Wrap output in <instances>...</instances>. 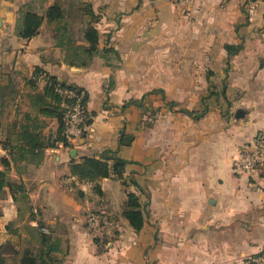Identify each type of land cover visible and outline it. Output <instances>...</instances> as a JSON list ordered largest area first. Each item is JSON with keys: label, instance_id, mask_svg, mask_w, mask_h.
Segmentation results:
<instances>
[{"label": "crops", "instance_id": "1", "mask_svg": "<svg viewBox=\"0 0 264 264\" xmlns=\"http://www.w3.org/2000/svg\"><path fill=\"white\" fill-rule=\"evenodd\" d=\"M37 1L45 14L59 0ZM89 1L100 45L120 54L112 65L100 55L88 66L67 63L46 18L36 35L20 37L17 11L29 0L15 8L0 0V156L35 114L30 95L47 74L87 91L90 121L73 146L47 148L20 174L12 166L29 200L16 202L9 188L1 196L0 252L39 246V226L60 242L54 264H230L264 250V170L234 167L264 130V0ZM228 43L242 48L230 55ZM123 131L134 135L128 145ZM105 151L128 163L124 179L99 180L101 193L71 167ZM128 192L143 205L139 230L123 215ZM94 210L109 218L99 233L87 225Z\"/></svg>", "mask_w": 264, "mask_h": 264}, {"label": "trees", "instance_id": "2", "mask_svg": "<svg viewBox=\"0 0 264 264\" xmlns=\"http://www.w3.org/2000/svg\"><path fill=\"white\" fill-rule=\"evenodd\" d=\"M84 13L89 12L94 16L95 22L98 18L92 3H85L80 7ZM67 10L59 2L56 1L50 5L45 14L32 9H23L16 21V32L22 38H31L36 35L41 28L45 18L49 22L55 23L54 37L56 44L64 49L65 60L71 65L88 66L91 64L95 56L100 55L105 58L108 64L112 65L110 59L112 57L120 58L118 50L111 45H100V33L94 22H90L83 29V37L77 39L74 35L73 29L67 21ZM82 40V41H81ZM230 55L237 53L241 48V44H226ZM40 70V69H39ZM40 73H43L41 70ZM47 83L44 85L43 91H38L30 95L31 105L35 109V114H29L27 122L20 127L17 137L10 138L4 141L8 154L1 157L3 168L0 169V196H2L6 189L9 188L14 200L18 203L28 204L29 194L25 183L22 179H16L12 176V166L16 168L18 174L21 171V164L39 163L44 156L45 150L49 147L57 146L59 142L67 146H73L67 140L65 131V115L67 113V106L63 103L65 99L56 91V83L67 85L70 87H78L73 84L66 83L57 78V76L47 74ZM81 88V87H79ZM165 98L164 91L159 89ZM87 92V91H86ZM88 94L85 98V115L86 103ZM70 100H66V102ZM171 104H176L174 101ZM188 113L193 111L183 108L181 109ZM201 114V113H197ZM41 115L55 118L58 122L57 133L45 131L47 123L41 119ZM89 120H85V124H89ZM48 132V133H47ZM85 131L83 132V135ZM121 144L128 145L132 142L134 135L127 134L123 131ZM110 152V151H109ZM108 151L103 154V159L95 157H85L82 162H75L72 164L71 171L76 174L81 180H89L94 182V187L97 191L102 193L99 180L103 177L113 176L124 179V172L127 159L120 156H110ZM114 159V162L109 160ZM125 185L126 180H123ZM123 215L129 220L130 224L137 230L141 229L144 224L145 214L143 205L138 194L128 192L127 200L125 201V208ZM44 226H39L36 229L38 234V247H26L20 254L18 264H54L59 263L61 258L58 254L60 251V242L53 240L50 232L42 230ZM14 258L15 255H14ZM3 252H0V264L7 263ZM17 260V259H15Z\"/></svg>", "mask_w": 264, "mask_h": 264}, {"label": "built area", "instance_id": "3", "mask_svg": "<svg viewBox=\"0 0 264 264\" xmlns=\"http://www.w3.org/2000/svg\"><path fill=\"white\" fill-rule=\"evenodd\" d=\"M43 78L46 84L47 77ZM55 89L65 99L63 103L68 108L65 115L64 134L67 140L71 142L75 138L81 137L85 131L84 102L87 92L84 88L70 87L60 83H56ZM66 100H70V102H66ZM234 167L250 174L264 170V130H258L252 141L240 149L234 158ZM87 223L93 232L99 233L107 227L109 218L104 210L91 211L87 217ZM42 230L45 232L49 231L46 227H43ZM230 264H264V250L235 259Z\"/></svg>", "mask_w": 264, "mask_h": 264}, {"label": "rangeland", "instance_id": "4", "mask_svg": "<svg viewBox=\"0 0 264 264\" xmlns=\"http://www.w3.org/2000/svg\"><path fill=\"white\" fill-rule=\"evenodd\" d=\"M9 1L13 2V8H15L18 6V4L20 6L22 0H9ZM59 2L67 10V13H66L67 14V21H68L70 27L73 29L75 37L77 39H81L83 37V29L86 27L87 24H90L91 21L94 22L93 21L94 16L91 15L89 12L84 13L83 11L80 10V7L85 3H91V2L89 0H59ZM39 4L40 3L37 0H35V1L29 0V2L23 4L19 8V10L17 11V17L20 15L21 10H23V9H32L35 11L40 10ZM246 18L248 19V16ZM258 55H264V52H260ZM183 61L184 60H179V61H174V62L182 63ZM171 62H173V61H171ZM85 120H86V118H85ZM44 128L46 129L45 131L57 133L58 122L56 121L53 124V122L49 121V123H47V125ZM11 174H12V171H11ZM4 194L2 196H4ZM0 198H1V196H0ZM98 211H100V210H94L93 212H98ZM123 211H124V209H123ZM1 213H2V207L0 206V214ZM87 225H88V223H87ZM88 227H89V225H88ZM33 242L36 243V241H34V240H33ZM26 247H28V246H24V249ZM34 247L36 248L38 246L35 244ZM7 250L11 252L10 248H7ZM20 256H21L20 254L19 255L16 254V256H15L16 258H14V255H11V256L4 255V257H6V259H7L6 260L7 263H10V264H18V260L20 259ZM15 259H17V260H15Z\"/></svg>", "mask_w": 264, "mask_h": 264}, {"label": "water", "instance_id": "5", "mask_svg": "<svg viewBox=\"0 0 264 264\" xmlns=\"http://www.w3.org/2000/svg\"><path fill=\"white\" fill-rule=\"evenodd\" d=\"M3 26V18H2V16H1V14H0V28Z\"/></svg>", "mask_w": 264, "mask_h": 264}]
</instances>
